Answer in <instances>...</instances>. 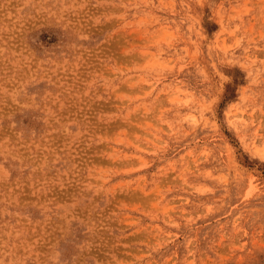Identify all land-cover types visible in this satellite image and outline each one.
<instances>
[{
    "label": "rangeland",
    "instance_id": "rangeland-1",
    "mask_svg": "<svg viewBox=\"0 0 264 264\" xmlns=\"http://www.w3.org/2000/svg\"><path fill=\"white\" fill-rule=\"evenodd\" d=\"M0 264H264V0H0Z\"/></svg>",
    "mask_w": 264,
    "mask_h": 264
}]
</instances>
